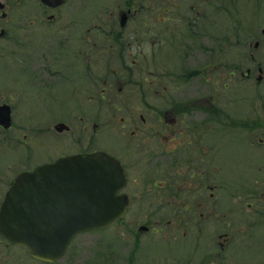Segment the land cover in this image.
<instances>
[{
  "label": "flooded vegetation",
  "instance_id": "af4514ba",
  "mask_svg": "<svg viewBox=\"0 0 264 264\" xmlns=\"http://www.w3.org/2000/svg\"><path fill=\"white\" fill-rule=\"evenodd\" d=\"M70 1L72 0H67L62 7L49 8L44 4V0H0V64L12 63L16 69L23 67V70L29 71L30 75L23 70L15 74L12 72L11 75L31 76L38 88V92L32 94L45 96H32L34 99L30 101L36 102L43 111L50 110L51 101H54L55 108L58 104L65 105L68 101L72 103L69 105L71 107L79 106L82 112L79 123H75L74 115L64 122L58 120L56 123L65 124L67 129L64 132L69 131L75 135L72 139L77 137V127H80V133L87 135L89 109L101 106L103 109L107 107L112 110L109 111L111 116L108 121L119 124L117 129L125 139L124 144L128 145L124 158L105 150L120 160L126 177L125 186L119 194L124 195L128 206L125 218L119 223L125 221L130 214H136V217L132 216L133 219L142 217L134 208L138 203L145 207L149 202V208L157 207L158 214L162 210H171V219L159 221L169 227L172 239L177 236V233L174 234L177 230L183 232L184 236L180 234L182 237L188 236L192 243L191 250L186 253L191 254V260L175 264H264V150L254 149L255 144L264 148V85H261L264 83V25L259 22L248 23L244 10L242 13H236L237 0H193L196 5L199 3L202 6V10L191 4L187 9L188 13L182 15L178 14L181 7L176 1L183 0H139L138 5V1L133 2V6L119 11V23H111L108 32L102 33L98 27L88 31L92 33L91 40L88 39L91 43L89 44L85 42L87 39L83 42L88 34H79L80 26L74 28V34L71 36L66 32L67 28L73 26H52L55 32L51 31L52 27H46L45 13L59 11ZM261 11L262 9H259L257 14H262ZM211 12L225 17L227 24H233V32H238L236 48L241 62L239 77L243 93V120H235L226 81L221 89L225 95L220 96V100L214 92L202 96L195 92L186 98L184 94H179L178 97L168 95L163 98L162 108H155L147 99L144 105L135 106L129 115L120 118L118 113L122 111L126 101L119 104L112 100L107 102L105 99L101 77L104 69L102 52L105 50L101 49V36L105 37L106 42H113L112 51L121 65L116 72H120V78H126V81H119V85L123 86L117 94H122L127 85H135L136 80L132 81L130 78L141 70L138 60L128 61V54L130 58L135 48L139 54L134 53V56L146 65L145 68L142 67V82L146 88L153 90L161 88L163 81L173 80L170 71L161 78L158 74L152 75L151 66L155 64L156 57L164 66L175 67L181 58L179 49L188 48L186 42L196 40L194 24L199 19H208ZM123 14H126L128 20L122 26L120 17ZM251 16L252 14L250 18ZM255 17L258 19V16ZM54 18L52 15L49 20ZM170 20L176 22L172 24L175 30L164 31V25L166 27ZM131 22L135 25L134 29L124 37V30ZM224 28L226 27H221V31H226L227 28ZM171 31L174 34H171ZM46 33L48 37L53 33L52 38L49 37L52 50L48 52L49 57L35 60L38 74H33L32 69H29L33 58L29 60L26 53L33 50L32 53L35 54L36 49L41 50L40 52L48 51ZM77 34L81 39L75 37ZM148 40H155L156 43L152 50V59L146 61ZM223 41L229 48V44L224 39ZM168 48H171L173 53L170 54ZM156 51L159 52L158 56ZM106 53L105 51L104 54ZM80 66H83V70L76 71ZM52 72L53 77L62 79V83L69 80L74 87L77 81L85 83L81 82L79 87L73 88V92L69 90L66 101L64 95L58 93L63 90L53 88L51 81L38 79V76L50 78ZM236 76V72H229L227 79L230 82ZM17 79L26 83L27 90L29 89L30 80L22 75L15 78L16 82ZM88 80L96 81L97 89L87 87ZM179 80L183 81V78L177 79L176 84L180 83ZM21 90L24 91L22 86ZM95 90L98 94L97 103H94L95 99L92 97L88 102H83L84 96H89V92ZM114 90L111 88L110 92L114 93ZM164 91L167 92L166 86ZM32 97L26 94L22 103ZM91 104L93 107H90ZM97 127L99 125L95 124V128ZM238 130L244 136L236 137ZM86 135L81 134V139L79 136L77 142L86 141ZM208 135L213 136L212 141L206 138ZM241 142H245L250 150L246 157L245 154L227 153L230 150L235 151L237 144ZM222 144L229 145L230 150L221 149ZM91 152L80 149L75 155ZM240 159L242 162H239ZM148 209L143 210V217L148 218V222L140 224L133 220L129 222L131 230L132 226L139 225V231L142 228L144 233L156 234L157 227L152 225L156 213L148 215ZM73 243L66 255L71 251ZM106 243L102 245L103 248L99 247L98 256L92 252L87 254L91 260L89 264H97L96 260H100L102 264L109 263L110 259L112 264H118V250L114 242ZM0 246V264L12 263L11 253L16 247H21L1 235ZM79 256L75 254L73 258L80 259ZM128 256L129 264H134L135 247L130 249ZM147 260L146 256V263ZM15 261L16 264L21 262L19 259Z\"/></svg>",
  "mask_w": 264,
  "mask_h": 264
},
{
  "label": "rangeland",
  "instance_id": "374dc122",
  "mask_svg": "<svg viewBox=\"0 0 264 264\" xmlns=\"http://www.w3.org/2000/svg\"><path fill=\"white\" fill-rule=\"evenodd\" d=\"M133 2H137L136 5H138L139 0H72L59 11L45 13L46 27L58 25L73 26L67 28L66 32L68 36H71L74 34V28L80 26L81 31L79 34L82 33L84 36L88 34L83 39V42L87 39L85 42L89 43L88 39L91 40L92 33L88 31L98 27L101 29L99 30L100 32H108L111 23L115 22L116 25L119 23V11L133 6ZM176 3L181 7V10L178 9V14L180 15L187 14V9L191 7V4L195 5L197 9L199 8L202 10V6L199 3L196 5L197 3L193 0L176 1ZM236 3L235 12L238 11L242 13L244 10L248 23L259 22L261 25H264V0H239V2L237 0ZM226 6H228V4ZM259 9H262V14H257ZM250 14H252L251 18ZM52 15L55 18L50 21L49 17ZM233 15L235 16L234 13ZM255 16H258V19ZM238 17L239 16H237V20ZM178 19L181 21V17ZM175 23V21L171 20L167 22L166 27H168L166 28L164 25V31L175 30L172 26V24ZM134 26L132 22L127 26V29L124 30V37L131 34V30L134 29ZM221 27H226L227 29L224 28L226 31H221ZM232 27L233 24H227L225 17L213 12L209 14L208 19H199L193 27L196 40L194 42H186L188 48L184 47L179 49L178 54L181 58L178 59L177 62L179 63H177L175 67L168 68V66H164V63L159 61L158 57H156L155 64L151 66L152 75L158 74L161 78L165 73L170 71L169 73L173 76V80L167 79L162 82L161 88L158 87L153 90L146 88L142 82L144 79L143 68H145L146 65L142 63L140 58L134 56V53H139L136 48L133 49V54L130 58L128 54V61H132V59L138 60L141 70L139 69V72H135L130 78L132 81L136 80L135 85H127L124 87L125 89L122 91V94H117V92L119 93V89L123 86V84L119 85V81H126V78L123 75V77L120 78V76H118L120 72H116V70L121 68V65L117 55L112 51L114 49L113 42H106L105 37L102 35L100 40L101 49L107 52L106 54H104L105 51L102 52V65L104 69L101 74V77H103L102 86L105 88L104 94L106 101L109 102L112 100L119 104L126 101L121 109L122 111L118 113V116L123 118V116L129 115L135 106L144 105L147 99L155 108H162L164 103L163 98L168 95H175L178 97L179 94H184V98H186L190 97V95L195 92L199 93L201 96L203 94L209 95L214 92L219 98L225 95L221 89L222 84L226 81L229 85L227 90L231 96V107L235 120L236 122L242 121L244 118V105L242 104L243 93L239 77L241 62L238 58V49L236 48L238 32H233L231 29ZM51 31L55 32L56 30L52 27ZM46 32L48 31L46 30ZM46 34L48 51L40 52L41 50L36 49L35 54L32 53L33 50H31L30 53H26L28 54L27 57L29 60L33 58L30 61L31 65L29 68L30 71L32 69L33 74H38V69L35 67V60L42 59V57H49L48 52L50 49L52 50L49 37L51 36L52 38L53 33H51V35L49 34V37L48 33ZM79 34L75 35V37L79 38ZM171 34H174V32L171 31ZM223 39L229 44V48L224 43ZM155 43V40L148 42V57L146 61L147 59H152V50L155 47ZM77 44L81 45L80 42H77ZM84 49L85 46L83 47V50ZM167 51H169L170 54L173 53L171 48H168ZM84 53H86L85 50ZM158 55L159 52H157L156 56ZM22 68L23 67L16 69L12 63L0 64V103H9L13 107V127L11 130H5L0 127V207L5 193L12 183L11 181L24 171L31 170L47 162H54L58 157L66 154H75L80 149H83V151L87 150L88 152L106 150L122 158L127 154L125 148L128 145L124 144L125 139L117 129L119 124L108 121V117L111 116L109 115V111L112 110L107 107L103 109L101 106L99 108L94 106L93 109H89L87 135L82 132L80 133V127H77V137L74 139H72V137L75 135L71 134L69 131L63 133L55 131L58 120L64 122L68 118L70 119L71 115H74L75 123H79V120H81L80 117L82 116V112L79 106H69L72 103L68 101L67 93L69 90L73 92V88L79 87L82 81H77V85L74 87L69 80H65V82L62 83V79L53 77V72L50 73V78L38 76V79L51 81V86L53 88L63 90L58 93H62L61 95H64V98L68 101L65 105L58 104L57 108L54 107V101H51L52 105L49 107L50 110L43 111L36 102H31L30 100L34 99L32 96L43 97L45 95L39 93L32 94L33 92H38L36 82L29 76V71L23 70ZM79 69L83 70V66L77 67L76 71H79ZM21 70L28 72L29 75H14L17 71L20 72ZM12 72L14 74L11 75ZM190 72L196 75H191L192 73ZM229 72H236L237 75L235 78H232L230 82L229 79H227ZM20 75L30 80L28 90L27 84L23 83L22 80L17 79L18 82L15 81V78ZM180 78H183V81L179 80L180 83L176 84V80ZM261 85H264V83ZM21 86L25 92L21 90ZM86 86L96 88V81L88 80ZM165 86L167 87V92L164 91ZM114 87L116 88L115 90ZM111 88L114 90V93L110 92ZM25 93L32 98H28V101L22 103L23 97H26ZM97 96L96 90L89 92V96H84L85 101L83 102H88L92 97L95 99L94 103H97ZM220 99L221 98H219V100ZM90 107H93V105L91 104ZM95 124L99 125V127L95 128ZM114 127L116 130H113ZM81 134L86 135L84 138L86 141L78 143L77 140L81 139ZM242 135L243 134L238 130L236 137ZM206 138L211 141L213 140L212 135H208ZM75 140L76 143H74ZM228 146L229 145L223 146L222 144L220 148L229 149ZM254 146L255 151L264 150V148L258 144ZM249 151L248 145L245 142H241L237 144L235 151L230 150V152L227 153H237L238 155L245 154L246 157V153ZM222 154H224L223 151ZM239 162H242L241 159ZM148 208L149 202L145 204V207H142L141 203H138L134 210L137 211L138 215L140 214L142 216L139 217V219H133L132 216L136 214H130L125 221L107 229L105 232L83 233V235H79L75 239L71 251L65 255L61 261L54 264H89L91 260L87 258V254L92 252L96 253L98 256L100 248H103L102 245L107 244L106 242H108V244L114 242L116 250H118V264H129L130 258L128 253L130 249L134 247V264H175L189 262L191 260V254H186L191 250L192 245L189 241V237H182L181 235L184 236V234H182L183 232L175 230L174 234L176 235L177 233V236L172 239L169 234V227H167L165 223L163 224L159 221L162 219H171V210H162V212L158 214L156 213L157 207L151 206L149 209ZM147 209L148 211L146 213L148 215L150 213H156L153 221L155 225L152 224L154 227L158 228H155L156 234L139 231V225H134L132 226V230L130 229L129 222L133 220H135V222L138 221L140 224H145L144 222L146 221L148 222V218L143 217V210ZM0 251L2 253L1 246ZM75 254H79L80 259L73 258ZM11 255L13 262L10 264H16L15 260L17 259L21 261L20 264H45L40 261L32 260L28 250L23 247H16ZM145 255L148 258L147 263L145 262ZM95 262L97 264H102L100 260H96ZM103 264H112L111 259L109 263L103 262Z\"/></svg>",
  "mask_w": 264,
  "mask_h": 264
},
{
  "label": "water",
  "instance_id": "95a60500",
  "mask_svg": "<svg viewBox=\"0 0 264 264\" xmlns=\"http://www.w3.org/2000/svg\"><path fill=\"white\" fill-rule=\"evenodd\" d=\"M44 2L58 7L66 0ZM11 123V108L0 106V126L9 129ZM124 182L119 161L104 152L63 157L25 171L6 192L0 232L34 258L56 261L74 235L106 228L124 215L127 201L118 195Z\"/></svg>",
  "mask_w": 264,
  "mask_h": 264
},
{
  "label": "bare ground",
  "instance_id": "6f19581e",
  "mask_svg": "<svg viewBox=\"0 0 264 264\" xmlns=\"http://www.w3.org/2000/svg\"><path fill=\"white\" fill-rule=\"evenodd\" d=\"M88 258V257H87ZM89 259V258H88Z\"/></svg>",
  "mask_w": 264,
  "mask_h": 264
}]
</instances>
